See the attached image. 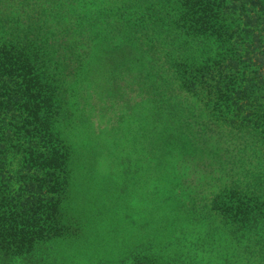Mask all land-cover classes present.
<instances>
[{"label": "trees", "instance_id": "16d2710c", "mask_svg": "<svg viewBox=\"0 0 264 264\" xmlns=\"http://www.w3.org/2000/svg\"><path fill=\"white\" fill-rule=\"evenodd\" d=\"M120 90L155 113L162 152L151 153L144 125L88 181L100 206L84 208L83 191L61 210L66 178L41 168L66 173L101 146L91 102L113 103ZM137 168L115 199L120 173ZM172 201L180 222L162 220ZM138 202L155 231L149 264H197L202 254L264 264V0H0V264H125L136 248L123 235L103 237L114 248H89L99 228L74 248L24 253L7 249V234L38 216L63 237L67 211L106 214L118 231ZM163 233L166 247L152 248Z\"/></svg>", "mask_w": 264, "mask_h": 264}, {"label": "rangeland", "instance_id": "374dc122", "mask_svg": "<svg viewBox=\"0 0 264 264\" xmlns=\"http://www.w3.org/2000/svg\"><path fill=\"white\" fill-rule=\"evenodd\" d=\"M120 98H123L122 90H120L119 94L117 93L113 103L107 100L101 102L103 104H100L97 100H92L91 102L92 110H90L93 113V126L96 136L100 133L104 134L98 141L101 146H91V148L86 150L83 155H75L74 162L68 169H66V173L61 171L58 166H48L49 162H45V166L41 168L46 177H58L63 175V177L67 179V182L65 179V183L64 181L60 182L62 184L60 188L64 187L66 192L63 193L64 200L62 202L61 210H63L65 206L68 207L75 205V198H77L79 193H83V191L86 194L82 197L81 202L84 208H86V206L91 207L92 205H95V203L97 207L100 206V203L94 199L93 194L90 192L91 188L87 185L88 181L91 180L94 171L98 170L99 163L103 161V157L108 160L107 170L112 169L111 166L114 165L113 160L117 155V152L133 145V141H136L141 135L140 130L144 128V125L147 126V136L151 139V153L155 157H158L162 152L166 140L158 134L160 126L152 125L151 123L154 119L153 115H155V113L153 111L151 113L148 112L149 107L141 105L144 101V97L131 90L124 100H120ZM88 141L91 140L89 139ZM127 153L128 152H125V154ZM52 159L56 160L57 158L52 156ZM56 161H53V163H57ZM150 163L153 164V161ZM126 170L123 171V174L120 173V178L118 177V182L119 184H122V186L114 188L117 195L115 196V199H118L119 190L121 191L122 189L131 186L135 176H137L135 172L142 171L140 168H137L127 173ZM146 192L147 197H151L150 192L148 190ZM144 208L145 205L138 202V204L134 206L132 218L129 217L131 223L128 224V227H123L118 231H116V228L113 230L112 227L108 225V222L111 219H109L106 214H102L101 217H98L95 214L97 220H94L92 218L83 219L84 215L76 216L67 211L62 219V223L69 228V231H67L66 234H63V237L52 234L55 232L49 229L52 228L53 225L56 226L57 222L50 223L42 221L39 220L38 216L30 218L29 221L22 219L16 222V226H12L13 232L7 234L8 242L10 244L7 249L11 248L14 252L19 251L24 253V249L28 250V248H74L75 242L82 241L88 234L93 232L96 228H99L97 229L99 231L98 236L94 239V242L98 245L90 244L89 248H114V239L111 240V242H108L104 240L103 237L111 236L112 239L113 235H118L117 237L123 235L126 237L125 248H136L135 259L132 258L131 260H127L125 264H135L137 262H135V260H138L139 263L141 260L149 264L150 260L148 258H150L152 253H148L147 250L144 251L143 249L147 248L146 245L149 242V238L155 236L152 235L155 231L147 232L149 219L146 220L145 218ZM166 211L167 212L164 213L162 218L163 221L168 223L180 222L182 210L178 202L172 201L170 207ZM98 212L101 214L99 210ZM118 218L119 217L115 218V223L119 222V226L122 224L123 220L122 218H120V220ZM81 220L82 225L77 228L76 225ZM2 221L3 220H0V224L3 223ZM115 223L113 224L114 226H116ZM111 229L114 234L111 233V235H109L108 233L112 232ZM166 238L167 233H163L160 237H157L156 245H153L152 248H165L167 245ZM145 257H148V260L144 259ZM198 259L197 264H215L216 262L215 257L212 255L202 254ZM20 263L28 264V262H24V260Z\"/></svg>", "mask_w": 264, "mask_h": 264}]
</instances>
